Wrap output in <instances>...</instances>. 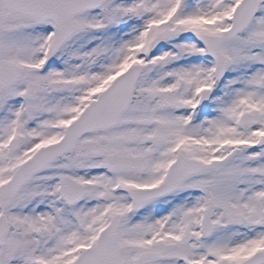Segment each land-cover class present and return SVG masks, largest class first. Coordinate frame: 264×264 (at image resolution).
Instances as JSON below:
<instances>
[{
	"label": "snow or ice",
	"instance_id": "6c2138e0",
	"mask_svg": "<svg viewBox=\"0 0 264 264\" xmlns=\"http://www.w3.org/2000/svg\"><path fill=\"white\" fill-rule=\"evenodd\" d=\"M0 264H264V0H0Z\"/></svg>",
	"mask_w": 264,
	"mask_h": 264
}]
</instances>
